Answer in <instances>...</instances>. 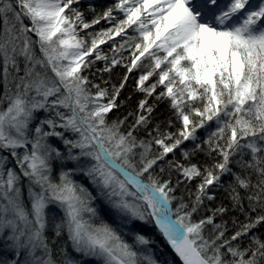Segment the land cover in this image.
I'll return each instance as SVG.
<instances>
[{
    "label": "snow or ice",
    "instance_id": "snow-or-ice-1",
    "mask_svg": "<svg viewBox=\"0 0 264 264\" xmlns=\"http://www.w3.org/2000/svg\"><path fill=\"white\" fill-rule=\"evenodd\" d=\"M79 4L0 0V152L10 153L19 168H7L8 157L0 156V264H174L156 258L155 241L132 221L154 226L181 264H264V236L254 232L264 226V0H117L91 23L73 7ZM102 19L114 26L80 35ZM115 37L123 42L110 46L109 57L100 45ZM124 50L130 52L127 63L117 58ZM96 61H104L97 71L126 70L111 91L83 74ZM134 70H140L136 91L144 98L123 130L127 117L110 121L109 113L120 107ZM154 94L168 101L181 128L173 135L157 127L156 135L148 133L151 140H139L134 133L151 123L148 98ZM212 122L215 130L197 143V131ZM188 140L193 152L206 144L207 154L218 159L203 168L175 164L184 181L201 182L190 203L174 207L176 188L155 171L160 161L172 168L166 158ZM53 161L60 162L58 182ZM68 162L74 167L64 170ZM225 176L233 180L227 189L233 207L245 212L247 200L249 210L230 237L216 223L229 210L223 206L193 219L206 199H214L208 189L223 187ZM101 204L119 214V232L103 220L93 223ZM56 209L63 216L53 223ZM125 228L134 243L121 235ZM65 234L57 257L54 246ZM241 237L250 240L246 247Z\"/></svg>",
    "mask_w": 264,
    "mask_h": 264
},
{
    "label": "trees",
    "instance_id": "trees-1",
    "mask_svg": "<svg viewBox=\"0 0 264 264\" xmlns=\"http://www.w3.org/2000/svg\"><path fill=\"white\" fill-rule=\"evenodd\" d=\"M99 10L101 12V8L97 9V11H99ZM105 11L106 10H104V12ZM25 23H28V21L25 20ZM2 29H3V18L0 17V31H2ZM31 35H32V39L35 40L36 39L35 36L33 34H31ZM36 50H37V55H39L38 46H37ZM121 76L123 77L124 75H121ZM121 76H120V78H119V75L115 77V82L118 85L121 82V79H122ZM0 92L2 94V90ZM141 97H142V95L138 91H136L135 80L127 81V84L125 85L124 89L121 91L120 97L117 100V103L120 105V107L118 109H115L109 115V120L112 121V119H111L112 116L114 117V116H117L119 114L129 115L130 112H134L136 110L137 103L141 99ZM155 102H157V101L149 100V103L151 105H153V107H154V111H153L152 116H151V120H153V122H151L148 125V127L143 130V132L139 131L140 134L138 133L139 136H143L141 138L145 141L152 139V136L148 135L149 132H152V134H155L154 133L155 128H157L159 126L165 127L167 125V123L170 121V119H173L172 118L173 112L171 111L172 114L169 112L170 107H165V105L169 106L168 102H162L164 104H162L161 102H158V104H160L158 107H157L158 104H156ZM42 114L43 113L38 114L39 118H43ZM131 120H133V119H128V122H131V124H132L133 122ZM180 128H181V126H179V124L174 125V127L172 129V134L173 135L177 134L176 131L178 132V130ZM201 136H202V134H201ZM206 139L207 138H203L200 141V143H203V141ZM186 143L187 142H185V144ZM203 148H204V150H197L195 152H193V149H191V151L187 150L190 154L188 159H185L184 155H179V154H177L175 157L168 156L166 159L168 161L173 162V167L168 168V166L165 164L164 161H160L159 166L156 168L155 175L158 176L161 179V181L171 180L173 182H176L177 172L173 169L175 168V164H177V163L178 164H184L186 166L187 164H189L188 163L189 161H194L196 159V160H198L196 165L201 167V168L208 166V165H211L214 162V159H218V157L209 156L207 154V151H206L207 145L206 144L203 145ZM154 150H156L155 145H153V151ZM160 166L165 167V172L161 173L159 171ZM68 169H70V167L68 164H66L64 170H68ZM60 171H61L60 162L59 161H53V175H54V178L57 180V182H58V177H59ZM234 171H239V169L234 168ZM72 179H74L77 183H83L84 186L88 187L90 190L88 182L83 181V179L81 177L74 174ZM180 179L181 178L177 179V181ZM200 182L201 181H200L199 177L193 179L191 182L181 181L178 185L179 186L178 192L173 193V195L176 197V199L173 202V206L176 207L178 205L177 201H176V200H178V198L180 200H183L184 202L190 203V201H192L195 197V193L197 191V185ZM253 182H255V177H253ZM221 183H222L223 187L212 186L211 188L208 189L209 194L214 196V199L213 200H207L206 199L204 204L201 206V210L198 213L194 214L193 219L198 220V219H201V218H204L207 216H211L212 212L216 208L223 206L229 210L222 216L218 215L216 217V223L224 224L226 226V237H230L232 234H234L236 231L239 230L240 226L243 223L247 222L246 212L249 211L248 210V202H247V200L244 201V207L246 210L245 212H241V211L235 209L232 205V202H231V199L229 196V192L227 191L229 184L233 183L232 178L227 177V176L222 177ZM23 189H25V186H22V190ZM24 196H25V194H24ZM96 203H98V202H96ZM93 206H95V205H93ZM258 211H259V209H258ZM56 212H57L56 220L53 221V223L58 222L59 219L63 216V213L60 212L58 209H56ZM251 215L255 216L256 213H251ZM50 219H51V217H50ZM101 220L110 224L113 228H116V226H115L116 223L104 211L103 212L100 211L99 217L97 219H95L93 221V223L99 225ZM254 232L258 235L264 236V226H262L258 229H255ZM206 234H207V231H206ZM48 235L51 239H57L54 237L53 233H51V232H49ZM251 235H252V233H249V236H251ZM65 240H66V234L64 237L59 238L57 241V244L54 246V252H55L57 257H59L60 245L63 244ZM248 243H250V240L247 237H241V240H240L241 247H246L248 245ZM69 252L73 256H77L76 253L72 252L70 247H69Z\"/></svg>",
    "mask_w": 264,
    "mask_h": 264
},
{
    "label": "rangeland",
    "instance_id": "rangeland-1",
    "mask_svg": "<svg viewBox=\"0 0 264 264\" xmlns=\"http://www.w3.org/2000/svg\"><path fill=\"white\" fill-rule=\"evenodd\" d=\"M116 2H117V0H80V4L79 5H73V7H79L80 10L84 13L85 20L87 22L91 23L92 20L96 16L102 15L104 13V10H107V8L112 7ZM98 8H101V12H100V10L97 11ZM92 9H94V11ZM113 15L117 16L118 19L122 18V14H120L118 12H114ZM113 26H114V22L113 23H109L107 20H103L102 19L100 21V23L93 24L92 27H90L89 29L81 31L80 35L83 37L85 35V32H87V33H97V32H100V31L107 30V29H109V28H111ZM128 32L132 33V29H128ZM35 38L37 39V37H35ZM88 39L90 40L91 36H89ZM117 41L123 42L121 37H115L114 40L110 39L105 44L100 45V50H103L104 54H106L109 57H111L113 55V52H112V48L110 46L115 45V43ZM126 48H127V45H126ZM129 56H130V52L127 51V50H124V51H122L121 53H119L117 55V58H122L123 63H127ZM89 59H91V57ZM103 67H104V61H96V63L93 64L92 67L90 69L86 70L83 74L88 77L90 82H92L94 84H99L102 88H108L111 91L112 85H116L117 84L115 82V77L119 75V78H120L121 75H125L126 74V70L121 65H117L115 68H113L111 73L103 72V71H97V69H103ZM139 75H140V70H134L131 74H128V76H129L128 81L135 80V83H136V80L138 79ZM105 81H107V83H105ZM154 81H155V77L151 78L150 81H148L146 83H152ZM117 86H118V84H117ZM1 90H2V87H0V91ZM160 90L161 89L158 87L157 88V93H159ZM92 91L94 92L95 89H92ZM0 94H1V92H0ZM140 94L142 95L141 99H143L144 98V94H142V93H140ZM155 95L156 94H154L152 97H150L148 99L157 101V102H155L156 104H158V102H161V103L162 102H168L166 99L156 100ZM162 104H164V103H162ZM159 105L160 104H158L157 107ZM5 107H6V105H5ZM165 107H170V106H166L165 105ZM171 111L173 112V110L171 108H169V112L170 113H171ZM110 114L111 113H109V115ZM43 116H44V114H42V117ZM125 117H127L126 120H125ZM134 118H135L134 116L124 115V114H119L117 116H114V117L112 116L111 117L112 121L113 120H117V119L125 120V124H124V129L123 130H127L129 128V126L132 125L131 122H128V119H133V120H131L133 122ZM172 118L173 119H170V121H169L170 123L168 122L165 127L164 126L163 127L159 126V129H160L161 133H172V129H173L174 125L179 124V126H181V123L177 119V117L175 116L174 112H173V117ZM40 119H42V118H40ZM151 122H153V120H151ZM34 124H35V122H34ZM215 127H216L215 122H212V123L206 125V127L204 129H199L197 131V133H196V135L199 137V141H197V143H200V141L203 138H207V136L209 134V131L215 130ZM143 130H144L143 128L142 129H137L136 133H134L139 140H143L141 138L143 136H139V134H140L139 131L143 132ZM154 133L155 134H153V136L156 135L155 131H154ZM176 133H177V131H176ZM201 134H202V136H201ZM70 135L71 134H69V136ZM49 142L53 145V147H57L61 151H65L62 142L59 141L58 139L50 138ZM185 142H187V143L185 144ZM193 147H194V142L193 141H191V140L184 141V143L181 144L180 148L175 150V154H169L168 156L175 157L177 154L183 155V151H187V150L191 151V149H193ZM157 148H158V146H156V150H154L153 152H156ZM0 156H7L8 157V161H7V165H6L7 168H15L17 171H19V168H18V166L15 163V158L12 157L10 155V153H8V152H0ZM197 161L198 160L195 159L194 161H189L188 163L196 164ZM67 164L69 165L70 168L74 167V164L72 162H68ZM173 170L176 171V168H174ZM76 175L81 177L79 174H76ZM176 176H177L176 182L172 181L173 182L172 186L176 188L175 192H178L179 186L177 185V179L181 178L180 179L181 181H184V179H183L182 176H180V174L178 172H177ZM83 181H86V180L83 179ZM186 182H188V181H186ZM88 184H89L90 190L93 191V195H95L96 193L91 188L90 182H88ZM22 186H25V189H23V193L25 194V196H24L25 203L28 204V200H27L28 181L26 179H24V178H22ZM176 201H177V204H179L181 200L178 198V200H176ZM184 203H189V202H184ZM29 207H30V204H29ZM103 207L105 209V212L108 213L110 215V217L113 219V221L116 223L115 226L117 228V223L119 222L118 221L119 214L116 213L115 210L110 209L107 205L103 204ZM131 224L139 225L140 226V231L142 232V234H145L146 236H148L149 238H151V239H153L155 241V244L152 245V248H153V251H154V253L156 255V258L158 260H160L162 262H174V264H181V261L179 260L178 257L175 256V254L171 250L170 246H168L167 243L164 240L162 241L163 238L158 234V232H157V230L155 229L154 226H152L150 224H148V225H140L138 221H132ZM131 224L129 226H131ZM117 230L120 231L119 228H117ZM121 235L123 236V238L127 242L129 241L130 243H134L133 234L128 232L127 228L124 229V231L121 233ZM91 263L93 264L94 261L91 262Z\"/></svg>",
    "mask_w": 264,
    "mask_h": 264
},
{
    "label": "bare ground",
    "instance_id": "bare-ground-1",
    "mask_svg": "<svg viewBox=\"0 0 264 264\" xmlns=\"http://www.w3.org/2000/svg\"><path fill=\"white\" fill-rule=\"evenodd\" d=\"M100 203H101V202L98 201V204H100ZM58 210H59V209H58ZM100 211H102V212L104 211V212H105V209H104V207H103V204H101ZM105 213H106V212H105ZM107 214H108V213H107ZM108 215H109V214H108ZM109 216H110V215H109ZM112 220H113V219H112ZM117 231L119 232V230H117ZM162 241H163V239H162ZM128 243H130V242L128 241ZM165 247H166V246H165ZM166 249H167V248H166ZM77 256H78V255H77ZM92 262H93V261H92ZM90 264H92V263L90 262ZM94 264H96L95 261H94Z\"/></svg>",
    "mask_w": 264,
    "mask_h": 264
}]
</instances>
